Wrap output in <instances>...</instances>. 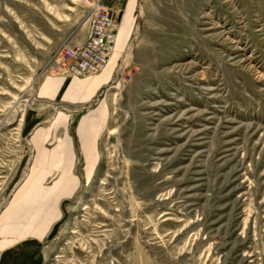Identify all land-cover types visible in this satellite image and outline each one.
I'll return each mask as SVG.
<instances>
[{"label": "rangeland", "instance_id": "rangeland-1", "mask_svg": "<svg viewBox=\"0 0 264 264\" xmlns=\"http://www.w3.org/2000/svg\"><path fill=\"white\" fill-rule=\"evenodd\" d=\"M128 4L0 0V211L31 165L37 88L103 5L131 21L101 158L41 264H264V0Z\"/></svg>", "mask_w": 264, "mask_h": 264}, {"label": "crops", "instance_id": "crops-1", "mask_svg": "<svg viewBox=\"0 0 264 264\" xmlns=\"http://www.w3.org/2000/svg\"><path fill=\"white\" fill-rule=\"evenodd\" d=\"M126 17L130 23L131 16ZM128 24L119 28L118 49L127 40ZM88 31L86 26L81 39ZM77 39L75 35L70 41ZM116 65L114 56L96 74L78 78L51 73L39 84L46 114L29 133L33 154L27 177L0 211V264H41L42 241L62 216L64 200L95 175L107 119L104 96L117 75ZM80 159L82 172L77 169Z\"/></svg>", "mask_w": 264, "mask_h": 264}, {"label": "built area", "instance_id": "built-area-1", "mask_svg": "<svg viewBox=\"0 0 264 264\" xmlns=\"http://www.w3.org/2000/svg\"><path fill=\"white\" fill-rule=\"evenodd\" d=\"M119 13L103 5L94 8L87 37L65 42L51 73L82 78L104 70L116 47Z\"/></svg>", "mask_w": 264, "mask_h": 264}]
</instances>
